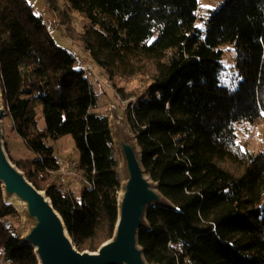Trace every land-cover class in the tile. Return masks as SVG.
Here are the masks:
<instances>
[{
	"label": "trees",
	"instance_id": "1",
	"mask_svg": "<svg viewBox=\"0 0 264 264\" xmlns=\"http://www.w3.org/2000/svg\"><path fill=\"white\" fill-rule=\"evenodd\" d=\"M63 1L88 21L78 42L111 83L147 79L126 121L172 207L147 212L138 237L146 260L264 264V150L240 145L235 130L264 125V0H223L204 33L198 0ZM224 49L234 60L227 81ZM0 94L3 119L34 156L11 162L45 192L75 248L96 252L113 237L122 183L109 115L76 55L27 0H0ZM63 137L78 152V198L61 188L46 144ZM22 233L0 184V264H38Z\"/></svg>",
	"mask_w": 264,
	"mask_h": 264
},
{
	"label": "water",
	"instance_id": "2",
	"mask_svg": "<svg viewBox=\"0 0 264 264\" xmlns=\"http://www.w3.org/2000/svg\"><path fill=\"white\" fill-rule=\"evenodd\" d=\"M3 116L0 105V184L3 200L21 215V241L33 248L38 264H151L139 245V233L148 228L146 215L150 208H171L172 204L159 192L158 184L146 174L141 150L124 124L116 121L114 130L110 126L122 175L113 237L96 252H80L73 245L62 218L45 192L37 190L9 159L2 140ZM11 199L20 202V207H15Z\"/></svg>",
	"mask_w": 264,
	"mask_h": 264
},
{
	"label": "rangeland",
	"instance_id": "3",
	"mask_svg": "<svg viewBox=\"0 0 264 264\" xmlns=\"http://www.w3.org/2000/svg\"><path fill=\"white\" fill-rule=\"evenodd\" d=\"M33 7V12L41 16L48 32L52 35L55 42L73 53L77 57V63L87 64L90 70L86 72L89 82L100 99L99 112L118 118L129 131L133 141L134 134L126 121L127 111L135 104L138 97L145 91L147 79L134 77L129 79L116 80L111 83L107 76L95 65L83 50L82 45L78 42V36L83 33L88 25L84 16L77 12H71L67 9L63 0H27ZM223 0H198V10L196 12V27L204 33L206 20L211 13L216 11L222 4ZM225 51V65L227 70L223 78L225 81L231 76L235 77V72H230L234 67L233 54L229 49ZM231 67V68H230ZM107 80L111 83V88L106 86ZM0 105L3 108L1 95ZM37 126L40 130L44 129L45 124L41 113L37 110ZM2 124L3 144L6 146V153L10 160L32 159L34 158L23 145L21 140L10 130V121L4 118ZM5 123V124H4ZM4 125V126H3ZM237 142L240 145H246L254 152L264 150V125H249L240 122L235 125ZM47 146L52 147L54 157L58 160L60 167L68 168L61 180L60 173L55 177L59 178L61 188L69 192L73 197L78 198L80 190L84 187L81 173L77 169L78 152L70 137H63L57 141L47 140ZM67 164V166H65ZM73 165V167H72ZM62 169V168H61ZM65 169H63L65 171Z\"/></svg>",
	"mask_w": 264,
	"mask_h": 264
},
{
	"label": "built area",
	"instance_id": "4",
	"mask_svg": "<svg viewBox=\"0 0 264 264\" xmlns=\"http://www.w3.org/2000/svg\"><path fill=\"white\" fill-rule=\"evenodd\" d=\"M80 68H81L84 72H87L88 70H90V66L87 65V64H80ZM106 86H107L108 88H111V83H110L108 80H107V82H106ZM65 166H67V164H66ZM72 167H73V165H72ZM61 168H62V169H61ZM63 169H65V167H60L59 170H58V173H60V176H61V180H62V181H64V177H65V174H66V170H67L68 168H66L65 171H64ZM83 182H84V180H83Z\"/></svg>",
	"mask_w": 264,
	"mask_h": 264
},
{
	"label": "bare ground",
	"instance_id": "5",
	"mask_svg": "<svg viewBox=\"0 0 264 264\" xmlns=\"http://www.w3.org/2000/svg\"><path fill=\"white\" fill-rule=\"evenodd\" d=\"M119 122L120 120L118 118H116L115 116H111L110 119H109V124L112 128V130H114V125H115V122ZM10 202L15 206V207H20V202L16 201L15 199H11ZM26 221V219H25Z\"/></svg>",
	"mask_w": 264,
	"mask_h": 264
}]
</instances>
